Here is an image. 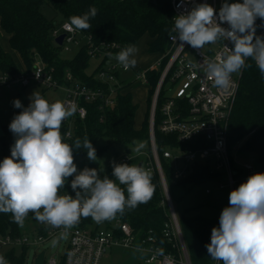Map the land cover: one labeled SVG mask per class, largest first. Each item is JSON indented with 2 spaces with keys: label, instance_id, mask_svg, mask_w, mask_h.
<instances>
[{
  "label": "trees",
  "instance_id": "obj_1",
  "mask_svg": "<svg viewBox=\"0 0 264 264\" xmlns=\"http://www.w3.org/2000/svg\"><path fill=\"white\" fill-rule=\"evenodd\" d=\"M95 6L98 11L94 18H90L91 28L79 30L77 39L87 38L75 57L69 59L61 55L63 45L55 40L53 31L60 28L64 22H70V17L81 16ZM50 9L55 17H49ZM171 0H0V73L15 76L33 70L36 62L42 60L53 68L54 76L62 84L72 85L75 82L91 88L104 89L109 92L110 84L97 78V73L107 65L108 55L99 59L90 71V54L92 47L116 42L124 47L137 46L145 41L150 54L159 57L170 46L169 36L172 33ZM60 17L59 19H57ZM6 38L9 49L6 46ZM113 57L119 50H111ZM241 72L239 90L227 125V145L232 167L238 171L237 178L243 174L242 168L234 163L231 152L238 148L245 153L255 155L254 162L264 173V76L261 75L254 60L249 58ZM134 69V68H133ZM141 71L142 69H134ZM70 72L73 80L67 81L66 74ZM123 72L116 71L117 83L115 102L105 105L103 101L81 102L87 108V116L82 119L73 117L71 137L67 136L69 125L62 124L61 134L64 142L72 145L76 138L83 140L85 135L91 140L96 154L102 153L113 144L123 146L128 151L139 142L147 145L149 158H152L150 138V114L152 97L155 92L161 69L147 72V94L144 106L146 112L141 126L137 125V115L140 104L135 99L131 88V81L122 76ZM159 116L156 117V145L160 163L169 187L175 183L182 186L197 184L206 180L220 178L225 175L222 170H216L211 162L197 161L187 175L176 179L175 164L164 156L168 148H200L206 145L204 139L193 140L187 144H180L173 134H164L157 129ZM1 137L4 153L0 155V162L10 157L11 147L16 137L11 133L6 138V129ZM106 139L107 144L101 143ZM133 141H136L134 144ZM74 157L87 155L86 151L74 150ZM147 160V158H146ZM141 167H144L145 161ZM152 173V184L155 191L149 202L139 204L135 209H125L124 214H117L116 219L128 222L139 240L142 242L153 237L154 244L162 253L178 254L174 242L165 235V230L171 224L170 209L161 181L160 174L155 168ZM69 177L63 192H69L73 197ZM243 183L241 180L239 185ZM120 187L125 188L124 185ZM125 196L127 192L125 189ZM30 216L20 227L13 221L11 213H0V233L20 235L27 232L26 224ZM181 231L192 264H213L214 260L207 252L206 245L210 243L213 227L219 226V218L207 219L200 216L186 214L178 216ZM91 217L84 218V224L91 223ZM107 228H113L107 222ZM98 228V227H97ZM28 246L13 247L4 252L9 264H28Z\"/></svg>",
  "mask_w": 264,
  "mask_h": 264
},
{
  "label": "clouds",
  "instance_id": "obj_2",
  "mask_svg": "<svg viewBox=\"0 0 264 264\" xmlns=\"http://www.w3.org/2000/svg\"><path fill=\"white\" fill-rule=\"evenodd\" d=\"M97 11L91 6L83 15L70 17V25L76 30L90 29L89 20ZM258 17L264 20V0H224L218 15L207 3L194 4L190 11L174 18L172 31L176 35H170V39L175 44L178 39L176 45L181 49L186 43L199 50L206 44L230 41L233 47L224 43L221 56L207 61L205 69L214 86L227 89L233 73L251 66L246 64L249 58L264 76V36L256 35ZM225 22L227 28L221 26ZM137 52L138 48L130 45L115 54V59L128 70L136 66ZM107 55L113 58V53ZM188 66L195 67L191 63ZM30 100L9 125L16 139L10 157L0 162V213H11L13 221L23 227L31 212L37 221L63 228L61 238H66L81 217L102 223L118 213L123 215L126 208L132 210L150 201L155 191L152 173L141 166L114 161L115 180L101 178L94 168L78 171L74 150H85L90 161H96L97 156L87 135L83 140L76 138L72 145L64 142L60 130L62 123L77 112L74 102L66 108L60 101L48 102L36 91ZM13 106L23 107L19 99L13 101ZM143 148L144 144L139 143L135 151L139 153ZM73 176L70 186L75 196L60 195V189ZM206 248L211 259L222 264H264V173L250 175L230 192L229 206L222 210L219 226L213 227ZM0 264L9 262L0 255Z\"/></svg>",
  "mask_w": 264,
  "mask_h": 264
},
{
  "label": "built area",
  "instance_id": "obj_3",
  "mask_svg": "<svg viewBox=\"0 0 264 264\" xmlns=\"http://www.w3.org/2000/svg\"><path fill=\"white\" fill-rule=\"evenodd\" d=\"M224 0H171V24L174 27V18L182 12L190 11L194 4L207 3L214 7L218 15L219 9ZM229 3H242V0H228ZM69 25L66 28L65 25ZM222 27L227 28V23ZM256 35L264 36V20L256 18ZM71 29V30H70ZM61 34H65L63 48L70 51L68 45L78 43L77 36L79 30L74 29L70 22H64L60 28L53 31L55 39ZM170 35H176L172 31ZM170 46L164 54L158 57L157 64L151 65L141 71H135V80H144L148 82L147 72L161 69V74L152 97L150 114V138L152 158H147L144 163L146 170L150 172L156 168L160 174L162 184L166 183L165 175L160 163L157 145H156V117L159 116L157 129L164 134H173L177 137L180 144H187L193 140L204 139L206 145L200 148H168L164 151V156L171 159L174 164V176L176 179L187 175L190 167L197 161L211 162L216 170H222L228 178L230 192L238 188V182L247 181L250 175L260 173V169L255 162H247L239 166L243 170L240 178H237L238 171L231 165L230 154L227 145V125L230 114L234 107L239 90L241 72L233 73L231 84L227 89H219L214 86V82L208 78L205 69L207 61L221 56L224 50V43L232 48L230 41H219L215 44H206L202 49H194L188 44H184L181 49L170 39ZM126 47L113 42L111 44L94 46L90 54L94 58H103L111 50H123ZM189 63L195 67H189ZM126 73L134 71L133 68L125 70L118 63L115 57L107 61V65L97 73V78L102 82L110 84L109 92L104 89L91 88L78 82L72 85L60 83L54 76L53 68L49 67L42 60H38L32 71L20 73L12 76L8 73H0V86L11 83H21L27 87L36 84L45 89H63L65 97L62 101L66 108L74 102L77 105V112L62 124L69 125L67 136L71 137V128L73 117L79 116L84 119L87 116V108L81 102H94L101 100L105 105H112L115 102L117 78L115 72ZM139 77V78H138ZM66 80L72 81L70 72L66 74ZM171 91V93L169 92ZM130 152V151H129ZM132 156L129 153L121 157V163H131ZM167 186V183H166ZM225 188L223 183L219 184V189ZM211 192V190H207ZM60 195H71L69 192L59 191ZM167 195L169 192L167 188ZM168 199L166 198V201ZM171 224L165 230V235L174 242L178 249V254L162 253L160 248L154 244V238L139 242L134 229L128 222L116 219L114 228L100 229L90 228L84 224V217L80 222L68 230L66 238V251L61 259L55 256L46 258L45 264H101L102 258L107 251L116 245L138 248L145 250L150 254L146 260L147 263L159 264H192L188 250L181 231L180 223L169 201ZM29 223L31 224V233L25 232L20 235L10 233H0V255L4 256L6 249L13 247H23L41 245L55 237H61L63 228H54L46 223H41L34 218V214L29 212ZM38 255L35 256V259ZM34 259V262H35ZM213 264H222L214 261Z\"/></svg>",
  "mask_w": 264,
  "mask_h": 264
},
{
  "label": "rangeland",
  "instance_id": "obj_4",
  "mask_svg": "<svg viewBox=\"0 0 264 264\" xmlns=\"http://www.w3.org/2000/svg\"><path fill=\"white\" fill-rule=\"evenodd\" d=\"M47 15L51 18L55 17V14L50 9L47 10ZM59 18L60 17L57 19ZM86 41L87 38H80L78 43H72L68 45L70 47V51L62 50L61 55L69 59L75 57ZM145 43V41H142L136 46L138 48L136 57L139 65L151 66L157 64L158 57H155V55L151 54L150 56L146 53ZM98 61L99 58L92 59L90 71L96 66ZM122 76L124 78H128L129 81L132 82L131 88L133 92L137 89V92H135V99L140 104V109L137 115V125L141 126L142 121L144 120V114L146 112L145 108L142 107L144 106L146 99L147 86L144 84V80H135V71L123 73ZM35 91L41 94L50 103L56 101L62 102L65 96L63 89H45L36 84H31L30 86L25 87L21 83L16 82L0 86V123L2 127L6 129V138H10L12 133L9 129L12 119L15 115L23 111V108H27L29 106L31 103L30 97ZM169 92L171 93V91ZM15 99H19L21 101L23 106L22 108L17 109L13 106V101ZM3 142V139L0 137V155L4 153ZM101 143L107 144V140L104 139L101 141ZM139 143H137L135 146H132L130 152L123 146L113 144L109 148H106L104 151H102V153L96 154V161H90L87 155H78L74 157V163L76 164L78 171L83 170L85 167L94 168L97 169L101 178L108 176L110 179L115 180V178L112 176V164L114 161L117 164H120L121 157L124 154L129 153L132 156L130 165L134 164L139 166L141 161L149 158V150L145 143H143L144 148L139 153L135 151V148ZM231 157L233 158L234 163L238 166H242V164L247 162H253L255 159V155L253 153L248 154L239 150L238 148L231 152ZM71 178L73 179L74 176ZM220 183L225 185V188L222 190L219 189ZM167 188L170 201L172 202L177 217L186 214L189 216H200L207 219L219 218L222 210L229 206L230 188L226 175H222L220 178L206 180L187 186L173 183L170 186L171 193L169 191L168 185ZM207 190H211V192H208ZM167 204L170 206L168 200ZM107 222L111 225V227L114 228L116 218L112 220H106L102 223H96L93 220L87 225L93 229L98 227L103 230L107 229ZM26 229L28 233H31V224H26ZM53 241H56L55 245H53ZM42 251H45L46 258L55 256L56 258L61 259V256L66 251V239L55 237L41 245L30 247L28 250V264H34L35 256L40 254ZM149 257L150 254L145 250L116 245L107 251V253L102 258L101 264H150L146 262ZM152 264L159 263L155 262Z\"/></svg>",
  "mask_w": 264,
  "mask_h": 264
},
{
  "label": "water",
  "instance_id": "obj_5",
  "mask_svg": "<svg viewBox=\"0 0 264 264\" xmlns=\"http://www.w3.org/2000/svg\"><path fill=\"white\" fill-rule=\"evenodd\" d=\"M156 2V0H155ZM64 39H65V34H61L60 36H58L56 38V42L59 44V45H62L63 42H64ZM4 135V130H3V127L0 123V137H2ZM141 166V164L139 165ZM163 188H164V192H165V196L166 198L168 199L169 201V197L167 195V186H166V183L163 182ZM220 195V194H218ZM46 262V255H45V251H42L40 254H38L37 258L35 259V262L34 264H45Z\"/></svg>",
  "mask_w": 264,
  "mask_h": 264
},
{
  "label": "crops",
  "instance_id": "obj_6",
  "mask_svg": "<svg viewBox=\"0 0 264 264\" xmlns=\"http://www.w3.org/2000/svg\"><path fill=\"white\" fill-rule=\"evenodd\" d=\"M7 39L8 38H6L5 40H6V48L7 49H9L8 47H9V44H8V41H7ZM145 51H146V53L148 54V55H150V53L148 52V50H147V46H145ZM152 55V54H151ZM150 55V56H151ZM156 57V56H155ZM135 59L137 60V57H136V55H135ZM149 66H145V65H143V66H141V65H139V63H138V60H137V64H136V66L135 67H133L134 69H143V68H148ZM135 71V70H134ZM30 86V85H29ZM28 87V86H27ZM135 92H137V89L134 91V93ZM65 97V96H64ZM141 164V166H142V164H143V161H141L140 163H139V165Z\"/></svg>",
  "mask_w": 264,
  "mask_h": 264
}]
</instances>
